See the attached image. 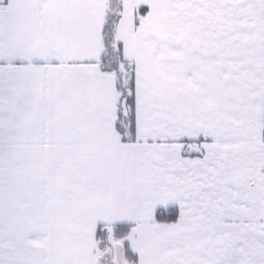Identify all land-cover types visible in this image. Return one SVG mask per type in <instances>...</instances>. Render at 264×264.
<instances>
[{
    "label": "snow or ice",
    "instance_id": "1",
    "mask_svg": "<svg viewBox=\"0 0 264 264\" xmlns=\"http://www.w3.org/2000/svg\"><path fill=\"white\" fill-rule=\"evenodd\" d=\"M0 264H264V0H0Z\"/></svg>",
    "mask_w": 264,
    "mask_h": 264
}]
</instances>
